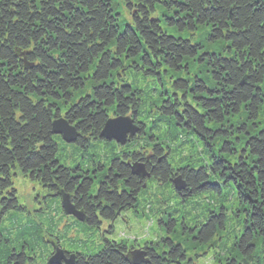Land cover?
I'll list each match as a JSON object with an SVG mask.
<instances>
[{"label":"trees","instance_id":"obj_1","mask_svg":"<svg viewBox=\"0 0 264 264\" xmlns=\"http://www.w3.org/2000/svg\"><path fill=\"white\" fill-rule=\"evenodd\" d=\"M263 109L264 0H0V264H50L57 248L76 264H132L125 242L97 239L103 222L110 234L130 211L167 209L173 232L234 235L226 264H264V127L240 138L232 122ZM118 115L140 127L125 145L101 137ZM60 117L74 142L53 132ZM19 176L42 190L32 212ZM158 240L140 264L186 259Z\"/></svg>","mask_w":264,"mask_h":264},{"label":"rangeland","instance_id":"obj_2","mask_svg":"<svg viewBox=\"0 0 264 264\" xmlns=\"http://www.w3.org/2000/svg\"><path fill=\"white\" fill-rule=\"evenodd\" d=\"M196 34L197 36L202 37L205 41V29L198 30ZM207 45L210 47L213 46L210 42H207ZM218 47L219 46L217 45L214 48ZM232 122L234 126L239 128L237 134L241 138L243 126L249 128L251 131L256 129L257 126L264 127V109L256 123H253L251 118H248L245 114L235 117ZM239 123H241V129ZM229 145L234 144L231 141ZM241 147L242 144H238L239 150ZM65 159L70 164H74L76 161L80 160L78 156L66 157ZM81 162L84 161L81 160ZM16 186L19 190L22 202L27 205L31 212L34 211L36 209L34 197L41 194L42 190H40L39 186L34 182L23 176L17 178ZM170 213L171 209H167L161 213L157 210H147L144 213L143 210H140L138 213L130 211L125 214V218H122L115 223L112 233L109 234L110 224L109 222L107 223V221L103 222L101 230L98 231V238L94 235L92 236V229L90 231L91 233H88L90 234L91 239L97 238L98 240H101L103 235L106 237L109 236L110 238L125 242L130 249L144 251V241H156L159 239V247L160 244H162L161 241L163 237L171 238L174 242L182 245L186 252V259H181L179 262L169 264H226L227 258L236 255L235 245L237 238L234 235H227V233H224L217 237L213 242L209 241L203 243L199 240H195L186 228L179 225L174 232L173 230L171 231V228H173L174 225L169 227L170 220L168 218L170 217ZM178 218V216L173 215L172 219ZM89 248L91 247L89 246Z\"/></svg>","mask_w":264,"mask_h":264},{"label":"water","instance_id":"obj_3","mask_svg":"<svg viewBox=\"0 0 264 264\" xmlns=\"http://www.w3.org/2000/svg\"><path fill=\"white\" fill-rule=\"evenodd\" d=\"M52 126L53 132L56 134H61L67 142H74L79 136V132L76 127L71 125L64 117L56 118L53 121ZM139 131V125L130 115H118L111 117L106 121L104 128L101 131V137L109 141L115 140L119 144L125 145L129 140L134 139ZM131 166L133 174H136L141 178L150 177V173L147 171L145 163L137 162ZM175 185L178 190H183L185 188V183L180 178L175 180ZM61 194L65 212L67 214L76 216L79 220L85 221V213L76 208V206L71 201V196L65 192H61ZM128 257L132 264H140L144 261H148L146 258L147 253L144 250L130 251ZM49 263L76 264V256L72 254L71 256L67 257L63 249L57 248Z\"/></svg>","mask_w":264,"mask_h":264},{"label":"flooded vegetation","instance_id":"obj_4","mask_svg":"<svg viewBox=\"0 0 264 264\" xmlns=\"http://www.w3.org/2000/svg\"><path fill=\"white\" fill-rule=\"evenodd\" d=\"M130 251H133V249H130V250H129V253H130Z\"/></svg>","mask_w":264,"mask_h":264}]
</instances>
